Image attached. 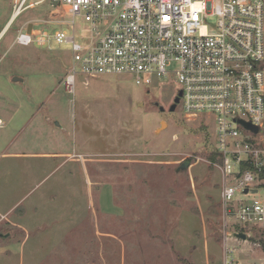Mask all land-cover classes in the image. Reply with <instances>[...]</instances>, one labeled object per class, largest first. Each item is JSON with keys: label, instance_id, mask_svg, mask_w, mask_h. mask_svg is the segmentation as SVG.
I'll list each match as a JSON object with an SVG mask.
<instances>
[{"label": "rangeland", "instance_id": "rangeland-1", "mask_svg": "<svg viewBox=\"0 0 264 264\" xmlns=\"http://www.w3.org/2000/svg\"><path fill=\"white\" fill-rule=\"evenodd\" d=\"M12 9L13 0H0V34ZM51 13L49 6L27 11L0 40V114L10 117L5 124L10 130L0 133V214L11 211L0 216V264L1 256L21 253L28 235L22 264H226L227 250L239 264H263L264 226L243 229L226 213L222 171L219 160L212 159L217 158L213 120L189 121L181 106L171 112L180 86L170 80L150 91L127 78L78 80L76 95L67 94L62 81L72 65L70 45L15 43L24 25L50 20ZM76 25L80 29L81 20ZM50 29L72 33L67 26ZM8 139H14L11 152L56 151L80 164L53 161L33 190L30 183L20 184V160L4 156ZM258 140L264 144V128ZM184 162L190 163L188 169L179 170ZM84 170L94 211H57L65 202L64 177L73 176L74 187L82 188ZM103 185L101 209L114 214L119 205L123 217L99 212ZM260 186L258 200L264 198V181ZM40 200L37 219H50L27 233L19 223L24 214L34 217ZM238 233L248 240L238 239ZM35 242L39 246L33 247Z\"/></svg>", "mask_w": 264, "mask_h": 264}, {"label": "built area", "instance_id": "built-area-1", "mask_svg": "<svg viewBox=\"0 0 264 264\" xmlns=\"http://www.w3.org/2000/svg\"><path fill=\"white\" fill-rule=\"evenodd\" d=\"M41 6L51 8L50 20L24 25L17 45H70L62 86L73 96L81 79L127 78L148 91L178 84L185 118L213 120L226 213L243 229L264 226V0H13L8 31ZM226 264H239L233 250Z\"/></svg>", "mask_w": 264, "mask_h": 264}, {"label": "crops", "instance_id": "crops-1", "mask_svg": "<svg viewBox=\"0 0 264 264\" xmlns=\"http://www.w3.org/2000/svg\"><path fill=\"white\" fill-rule=\"evenodd\" d=\"M7 24H6V26H7ZM7 32H8V30L6 31L4 36L1 38V40L5 37ZM82 83L87 84V82L86 83L82 82ZM0 98L2 100L3 97H0ZM9 118H6L3 114H0V119L2 120V125L0 126V133H2V135L5 132H7L8 130H10V128L5 127L6 119H9ZM13 119L14 118H12V120ZM40 128H41V131L43 132L44 130H42V129H44L46 127L45 126L43 127L41 124ZM9 139L7 140L8 141L7 143L9 144V146L7 147V151L4 154V156L6 155L8 157H13L15 159L20 160V164L18 167H19L20 173L23 175V178L21 179L22 182L20 184L24 185V182L30 183L31 184L30 186H32L33 190L36 189L39 186V184L42 182V181H39V177L41 175V172H43L45 169H48V170L51 169L52 165H53L51 163L53 161L61 160L63 165L70 164V166L71 165L74 166L76 163H78V162L70 163L69 161H66L65 159L61 158V155L57 154L56 151H50V150L49 151L48 150H45V151L42 150L41 152H34V151H32V152H28V151L11 152V151H9L10 146H11L10 144L13 142L14 139H11V140H9ZM36 139H37V137L34 136V139H33L34 142ZM36 144H38V143H36ZM78 164H80V163H78ZM79 166H77V167H79ZM75 179L76 178H74L73 176H70V175H66L64 177V182H65V185L67 186L66 187L67 192L62 194V195H64L62 198H63V201H65V202L63 204L61 203V205L58 206L59 209L57 208L58 209L57 211H63V212L64 211H86L87 214H90L89 213L90 211H94L93 209H91V192L92 191H91V186H90V177L85 175V170H84L83 175H82V188L74 187L73 182L75 181ZM104 187H107V185H103L101 187L100 192H99V196H98L99 212L102 215L108 216V217H114V216L117 218L123 217V215L125 214V211L121 206L118 205L117 200H116V203L118 206L117 205L116 206L119 209V211H115L114 214H111V213L108 214L101 209L99 198H100L101 190ZM28 195L29 194H27V196ZM54 196H57V195H52V197H54ZM116 197H117V194H116ZM86 200H87V202H86ZM40 204H41V208H42L41 200L37 201L36 204L34 205L35 206L34 207V217H30L31 219L30 218L27 219L26 214H24L22 216L23 220H21V223H19V226L24 231H26L27 233H31V231L38 230L40 227H42L45 224V222H48V220L50 219V216H46L45 219H41V218L37 219V217H36L37 213L36 212L41 209ZM10 212L11 211H9L7 214H0V216L9 215ZM50 214H51V212H50ZM25 219H27V220H25ZM30 228H32V229H30ZM100 234H102V233H100ZM29 238H30V235H28L27 238L24 239V242L22 244H20L19 251H21V253H17L18 254L17 256H13V257L1 256L3 264H5L6 260H8V262L6 261V264L7 263H13L16 259H18L17 262L19 264H22L24 261H26V259H25L26 258V245L29 243ZM36 245L39 246V243L35 242L33 247H35ZM89 246H90L89 243L83 244V247H89ZM98 247H101L99 241H98ZM131 248H133V246H131ZM5 258H6V260H5ZM122 259H123V256H122ZM133 263H139V261L135 260ZM263 264H264V262H263Z\"/></svg>", "mask_w": 264, "mask_h": 264}, {"label": "water", "instance_id": "water-1", "mask_svg": "<svg viewBox=\"0 0 264 264\" xmlns=\"http://www.w3.org/2000/svg\"><path fill=\"white\" fill-rule=\"evenodd\" d=\"M60 14H61L60 12H55V13H53V16H54V17H58ZM32 28H33V25L30 24V25H29V31L32 30ZM13 81H15V82H23L24 79H23V78H20V77H15ZM81 81H82V82H85V83H86V82H87V83L90 82V81H88V80H84V79H81ZM181 96H182V93H180V97H181ZM176 102H178V100H177ZM160 109H161V111H164V110H165V108L162 107V106L160 107ZM174 110H175V108L173 107V108L171 109V111H174ZM57 125H59V123H57ZM163 125H164V123H163ZM163 125H162V127H163ZM245 126H246V128L252 130V131H253L254 133H256V134L259 133V131H260V129H259L258 127H256V126H251V125H249V124H245ZM189 165H190L189 162H184V163L179 167V170H186V169H188ZM248 192H249L248 190L245 191V193H248ZM253 192H254V193H257L258 190H257V189H254ZM236 236H237L238 239H241V240H243V241H247V240H248V236H247V234H245V233H238V234H236ZM3 237H4V236L0 233V240H1Z\"/></svg>", "mask_w": 264, "mask_h": 264}, {"label": "flooded vegetation", "instance_id": "flooded-vegetation-1", "mask_svg": "<svg viewBox=\"0 0 264 264\" xmlns=\"http://www.w3.org/2000/svg\"><path fill=\"white\" fill-rule=\"evenodd\" d=\"M180 93L181 92H178L175 96H174V98L172 99V102L170 103V111H171V109L174 107L175 108V110L174 111H171V112H176V111H178V109L180 108V106H181V103H182V96L180 97ZM178 100V102H176ZM162 112H165V110L164 111H162Z\"/></svg>", "mask_w": 264, "mask_h": 264}, {"label": "bare ground", "instance_id": "bare-ground-1", "mask_svg": "<svg viewBox=\"0 0 264 264\" xmlns=\"http://www.w3.org/2000/svg\"><path fill=\"white\" fill-rule=\"evenodd\" d=\"M11 19H12V18H11ZM9 21H10V19H9ZM9 24H10V22H8L7 26H6L5 29L2 31V33H1V35H0V40H1V38L4 36V34L6 33V31L8 30Z\"/></svg>", "mask_w": 264, "mask_h": 264}, {"label": "trees", "instance_id": "trees-1", "mask_svg": "<svg viewBox=\"0 0 264 264\" xmlns=\"http://www.w3.org/2000/svg\"><path fill=\"white\" fill-rule=\"evenodd\" d=\"M212 159H213V160H216L217 158H216V156L214 155V156L212 157ZM263 177H264V175H263Z\"/></svg>", "mask_w": 264, "mask_h": 264}]
</instances>
